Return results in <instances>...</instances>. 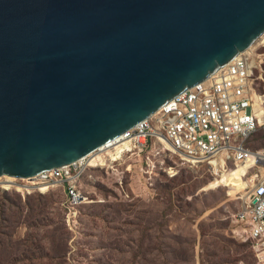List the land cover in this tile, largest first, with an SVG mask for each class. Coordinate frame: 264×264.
<instances>
[{"label":"water","instance_id":"1","mask_svg":"<svg viewBox=\"0 0 264 264\" xmlns=\"http://www.w3.org/2000/svg\"><path fill=\"white\" fill-rule=\"evenodd\" d=\"M264 33V0H0V178L69 166Z\"/></svg>","mask_w":264,"mask_h":264},{"label":"rangeland","instance_id":"2","mask_svg":"<svg viewBox=\"0 0 264 264\" xmlns=\"http://www.w3.org/2000/svg\"><path fill=\"white\" fill-rule=\"evenodd\" d=\"M251 46V84L263 96L264 33ZM253 137V149L264 147L262 131ZM114 168L128 172L122 186L110 172H87L81 182L87 203L78 209L73 232L63 230L62 190L27 195L5 190L21 183L8 186L0 178V262L32 254L26 247L34 236L50 237L49 243L34 245L43 252L48 244L37 260L42 264H261L252 245L240 239L242 226L235 217L264 168L250 170L246 192L225 185L211 189L239 168L213 170L170 153L157 157L147 150L140 158L124 157Z\"/></svg>","mask_w":264,"mask_h":264},{"label":"built area","instance_id":"3","mask_svg":"<svg viewBox=\"0 0 264 264\" xmlns=\"http://www.w3.org/2000/svg\"><path fill=\"white\" fill-rule=\"evenodd\" d=\"M253 65L251 58L246 56L232 60L205 82L186 90L151 117L88 156L69 166L40 173L30 180H16L21 184L10 189L27 195L43 190H62L64 224L73 232L79 219L78 209L87 202L81 190L87 172H110L116 184L122 186L128 172L114 166L124 157L140 158L149 150L157 157L170 153L190 164H205L213 170L247 165L253 166L251 170L264 168V147L253 149L251 146L256 138L253 136L258 131L264 133V122L260 123L254 109ZM211 79L214 84L209 83ZM228 79L232 84L227 82ZM118 148L122 158L111 162L107 155ZM99 160H104L105 166H101ZM245 200L241 212L235 217L242 226L240 239L252 245L262 264L264 261L259 258L264 256V177Z\"/></svg>","mask_w":264,"mask_h":264},{"label":"bare ground","instance_id":"4","mask_svg":"<svg viewBox=\"0 0 264 264\" xmlns=\"http://www.w3.org/2000/svg\"><path fill=\"white\" fill-rule=\"evenodd\" d=\"M252 45V44H251ZM249 46L247 49H245V50H243V51H240L239 53H238V56L236 57V58H238V57H240V56H246V57H248L249 59L252 57V54H253V50H254V46ZM235 58V59H236ZM227 65V64H226ZM225 65V66H226ZM222 67H224V66H221L220 68H219V70L222 68ZM218 70V71H219ZM217 71V72H218ZM217 72H215L214 74H216ZM210 77V76H209ZM211 81H212V79L209 81V83L210 84H214V83H211ZM227 82L228 83H230V84H232V81L231 80H227ZM253 96H254V102H255V105H254V109L256 110V112L258 113V117L260 118V123L262 124L263 122H264V97H262V96H260V95H258L257 93H256V91L255 90H253ZM120 149L118 148V149H116V151H114V152H109L108 153V155H107V158H109V160L111 161V162H115V161H118V160H121V158H122V154L120 153V151H119ZM99 162L101 163V166H105V161L104 160H99ZM92 164H93V161H92ZM253 168V166L252 165H247V166H243V167H240L236 172H234V173H230V174H228V175H224L223 177H222V179L220 180H218L219 182L220 181H222V180H224L225 181V184L226 185H230L231 184V182H232V178L233 177H240V178H243V179H245L247 176H248V174H250V170ZM3 179V178H2ZM14 182H16L15 181V179H12V178H8V180H7V182L5 183L6 185H8V186H10L11 184H13ZM255 183H253V190H254V188H255ZM5 190L6 189H10V188H4ZM251 189H252V187H251ZM45 190H43V192H44ZM246 192V191H245ZM253 191L251 190V193H252ZM250 193V194H251ZM250 194H249V196H250Z\"/></svg>","mask_w":264,"mask_h":264},{"label":"trees","instance_id":"5","mask_svg":"<svg viewBox=\"0 0 264 264\" xmlns=\"http://www.w3.org/2000/svg\"><path fill=\"white\" fill-rule=\"evenodd\" d=\"M244 180L245 179L240 178V177H233L232 178V182H231L230 185H226L224 180H222L220 182L218 180H216L215 183L211 186V189H217V188L225 185L226 187H229L230 189H232L234 191H237V192L245 191L244 184H243ZM81 190H82V188H81ZM62 213L64 214L63 210H62ZM62 223H63V218H62ZM63 227H64L63 230H67V229H65L66 228L65 224H64ZM35 239H36V237L33 236L32 239H31V242H32L33 245L28 243L27 244L28 246L26 247V249H28L27 251H30V250L33 251L32 254H30V255H22L18 259L14 258L13 262L11 264H42V263L37 262V260H38V258H41V255L45 252V249H46L48 244L45 245L43 252H40L39 249L36 248L34 245H39L40 243H46V242H48L50 240V237L49 238H43L42 237L40 240H35ZM0 264H4V263L0 262Z\"/></svg>","mask_w":264,"mask_h":264}]
</instances>
